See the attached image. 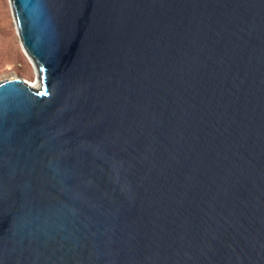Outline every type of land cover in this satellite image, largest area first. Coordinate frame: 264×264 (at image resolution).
<instances>
[{
	"label": "water",
	"instance_id": "1",
	"mask_svg": "<svg viewBox=\"0 0 264 264\" xmlns=\"http://www.w3.org/2000/svg\"><path fill=\"white\" fill-rule=\"evenodd\" d=\"M10 3L0 264H264V0Z\"/></svg>",
	"mask_w": 264,
	"mask_h": 264
},
{
	"label": "rangeland",
	"instance_id": "2",
	"mask_svg": "<svg viewBox=\"0 0 264 264\" xmlns=\"http://www.w3.org/2000/svg\"><path fill=\"white\" fill-rule=\"evenodd\" d=\"M27 55L18 34L10 0H0V82L13 78L22 79L28 84L35 82L38 70Z\"/></svg>",
	"mask_w": 264,
	"mask_h": 264
},
{
	"label": "bare ground",
	"instance_id": "3",
	"mask_svg": "<svg viewBox=\"0 0 264 264\" xmlns=\"http://www.w3.org/2000/svg\"><path fill=\"white\" fill-rule=\"evenodd\" d=\"M25 53H27V52L25 51ZM27 56H28V58L30 59L31 63H32V64L34 65V67L36 68V70H38V78H37V80H36L35 82H32V83L30 84V86H32V87H34V88H40V87L42 86V81H41V78H40V71H39V68H38L36 62L34 61V59H33L29 54H28Z\"/></svg>",
	"mask_w": 264,
	"mask_h": 264
}]
</instances>
